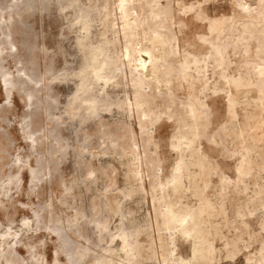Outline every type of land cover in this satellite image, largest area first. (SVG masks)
<instances>
[{"label": "rangeland", "instance_id": "obj_1", "mask_svg": "<svg viewBox=\"0 0 264 264\" xmlns=\"http://www.w3.org/2000/svg\"><path fill=\"white\" fill-rule=\"evenodd\" d=\"M158 1L189 70L152 83L146 117L119 0H0V264H264V0ZM168 203L206 206L203 238L166 223Z\"/></svg>", "mask_w": 264, "mask_h": 264}, {"label": "bare ground", "instance_id": "obj_2", "mask_svg": "<svg viewBox=\"0 0 264 264\" xmlns=\"http://www.w3.org/2000/svg\"><path fill=\"white\" fill-rule=\"evenodd\" d=\"M135 1H138V0H119V8L118 10L120 9L121 10V19L123 21V30H124V33L126 35V37L128 38L127 41H129V45H126V52L124 54L125 58H126V63H127V66L129 68V72H130V75H131V79H132V82H133V86L135 88V107L134 109L138 108L139 109H142V115L143 116H150L149 115V112L153 109H151V106L152 104L154 103V100H155V92L152 88V83L155 81L156 82V85H157V88H160L161 84L163 81H165V76L171 74L172 72H174L175 70H178L179 72H183L185 75L187 74V69H188V63L187 61H181L180 62V65H179V68H177L178 64L176 63V57L177 55L179 54V51H178V48L177 46L175 45V37L173 35H170L168 33H164L162 32V28L164 27V23L163 22H166L165 21H162V17L163 15H165V17L168 15V11L165 9L163 10L160 5H159V1L158 0H153L151 2L148 1L146 2L147 3V9H148V13L147 15L143 16V11L144 10V6H141L139 7V9L135 6ZM141 0H139L138 2H140ZM247 3V2H246ZM245 4V3H244ZM243 4V5H244ZM163 6V5H162ZM247 6H248V3H247ZM165 7V6H164ZM250 7V6H248ZM146 8V7H145ZM247 7L245 6V9ZM252 9V8H250ZM250 11V10H249ZM248 11V12H249ZM253 11V10H252ZM255 11V10H254ZM198 12V11H197ZM246 13V12H245ZM146 14V13H145ZM199 14V13H198ZM205 15V14H204ZM256 15V14H255ZM143 16V17H142ZM206 16V15H205ZM257 17V16H256ZM264 18V17H262ZM208 19V17H207ZM217 20V19H216ZM225 20V19H223ZM253 20V19H252ZM208 21H211L210 19ZM235 21V20H234ZM233 23V22H232ZM145 24H147V28H145ZM225 24V23H224ZM223 24V25H224ZM260 25V24H259ZM258 25V26H259ZM209 26V25H208ZM166 27V26H165ZM164 27V28H165ZM263 27V26H262ZM215 28V26L212 24V29ZM217 28V27H216ZM142 31H141V30ZM139 30L141 31V33L143 32V35L142 37L144 38V40H146L147 42L150 43V46L147 45V43H140L139 41H137V36L139 35ZM217 30V29H216ZM249 30V29H248ZM264 31V28L262 29ZM252 31V30H251ZM261 31V29H260ZM220 32V31H219ZM212 33V32H211ZM200 35V34H199ZM203 36V35H202ZM207 36V35H206ZM260 36V35H259ZM140 37V36H139ZM220 37V36H219ZM231 37V36H230ZM228 38V36H227ZM262 38V37H260ZM134 40H136L134 42ZM143 40V39H142ZM211 40V39H210ZM222 40V39H221ZM231 40V39H230ZM229 40V41H230ZM237 40H240L237 38ZM179 41V40H178ZM246 42V40H244ZM210 42V41H209ZM231 42V41H230ZM235 43V41H234ZM218 44V43H217ZM263 44V43H262ZM186 46V45H185ZM212 46V45H211ZM216 46V45H215ZM214 46V47H215ZM223 46V45H222ZM213 47V46H212ZM213 47V48H214ZM221 47V46H220ZM219 47V48H220ZM217 50L219 49L218 47H216ZM247 48V47H246ZM215 49V48H214ZM223 49V48H222ZM159 50H161V52H159ZM188 50V49H187ZM220 52V50H219ZM225 52V51H224ZM95 53V52H94ZM97 53V52H96ZM205 53V52H204ZM227 53V52H226ZM97 55V54H96ZM119 56V55H118ZM192 56V55H191ZM147 57V58H146ZM186 58V57H185ZM97 59V58H96ZM120 60V59H119ZM219 60V58H218ZM197 61H200L197 59ZM260 61V60H259ZM193 62V61H192ZM207 62V61H206ZM256 62V61H255ZM112 64H115L114 62H111ZM204 63V62H203ZM222 63V61L220 62ZM257 63V62H256ZM218 64V63H217ZM205 65V64H204ZM217 66V65H216ZM227 66V65H226ZM116 69H119L118 67L115 66ZM189 70V69H188ZM175 73V72H174ZM189 74V72H188ZM193 74V73H191ZM259 74L262 75L264 77V69H260L259 70ZM173 75V74H171ZM226 75V74H225ZM93 76H95V78L98 80H105L107 82V80L109 79L108 78V75H105L101 72H96ZM183 76V75H182ZM190 76V75H189ZM194 76V75H193ZM88 77V76H87ZM240 78V77H239ZM84 79V78H83ZM185 79H186V76H185ZM198 79V78H197ZM237 80V79H235ZM186 81V80H185ZM189 81V80H187ZM201 81V80H200ZM237 84L239 85V81L237 82ZM151 86V87H150ZM233 86V85H232ZM147 88H149L150 90L147 91ZM241 88V86H240ZM263 91V90H261ZM165 92V91H164ZM163 92V93H164ZM167 95V94H165ZM167 97V96H165ZM169 97V96H168ZM171 97V95H170ZM169 97V98H170ZM201 99V98H200ZM263 99V98H262ZM165 100V99H164ZM167 100V99H166ZM191 100V99H190ZM202 100V99H201ZM84 101L87 102V105H88V108L91 109V108H94L96 107V104H97V99L96 97H86L84 99ZM193 101V100H192ZM204 101V100H203ZM237 102V101H236ZM171 103V102H170ZM167 104V103H166ZM169 104V103H168ZM258 104V103H257ZM156 105V104H155ZM159 105V104H158ZM170 105V104H169ZM173 105V104H172ZM125 106V105H124ZM168 106V105H167ZM174 106V105H173ZM157 109L160 108L158 106H156ZM188 114L190 116V118L193 120V134L197 135L198 134V129H199V126L201 125L200 123V119L202 117V114L204 113H207L205 111V108L207 107L204 103H202L201 101H197V102H190L188 104ZM229 107L231 108V106L229 105ZM132 109V107H131ZM168 110V109H167ZM171 110V108L169 109ZM179 111V109H177ZM208 112L210 109H207ZM235 110V109H234ZM234 110H232V113L234 114L235 112H233ZM157 111V110H155ZM159 111V110H158ZM174 112V111H173ZM152 115L154 112H151ZM156 113V112H155ZM154 113V114H155ZM159 113V112H158ZM171 114V112H167V114ZM141 114V113H140ZM160 114V113H159ZM158 116H161V115H158ZM158 116L156 118H158ZM173 117V116H172ZM182 117V116H180ZM152 118V116H151ZM161 118V117H159ZM206 119V118H205ZM141 120V119H140ZM158 120V119H156ZM160 120V119H159ZM142 123V122H141ZM190 124V123H189ZM147 126V125H146ZM179 137V136H178ZM197 137V136H196ZM191 139V138H190ZM198 140V139H197ZM189 145H187L188 147ZM189 149V148H188ZM192 149V148H191ZM190 149V150H191ZM201 151V150H200ZM246 151V150H245ZM199 152V150H198ZM195 153V152H194ZM247 153V152H245ZM196 155V154H195ZM249 155V153L247 154ZM242 156V154H241ZM244 156V155H243ZM243 156H242V159H243ZM246 156V155H245ZM244 156V158H245ZM203 157V156H202ZM252 157V155H251ZM250 157V158H251ZM198 159V158H197ZM207 160V158H205ZM252 159V158H251ZM202 160V158H201ZM205 160V161H206ZM244 160V159H243ZM198 161V160H197ZM241 163V162H240ZM180 164V163H179ZM181 164H182V161H181ZM200 164V162H199ZM198 164V165H199ZM245 164V163H243ZM197 165V164H196ZM247 165V164H246ZM200 166V165H199ZM251 166V164H250ZM258 167V166H257ZM179 168V167H178ZM202 168V167H201ZM259 168V167H258ZM257 168V169H258ZM248 169V168H247ZM256 169V168H255ZM203 170V169H202ZM208 170V169H207ZM186 171V170H185ZM240 171H243V170H240ZM251 171L248 170L247 173ZM254 171V170H253ZM246 172V171H245ZM258 172V170H257ZM238 173H239V170H238ZM246 174V173H245ZM261 174V173H260ZM239 175L241 176L242 174L239 173ZM247 175V174H246ZM249 175V174H248ZM247 175V176H248ZM180 176V175H179ZM177 177L175 179L177 180H182L180 179V177ZM244 176V175H243ZM174 177V176H173ZM246 177V176H245ZM249 177V176H248ZM178 181V182H179ZM183 181V180H182ZM195 181V180H194ZM243 182V181H242ZM246 182H247V179H246ZM175 184V183H174ZM173 184V185H174ZM247 184V183H246ZM245 186V185H244ZM162 187V185H161ZM164 187V186H163ZM169 187V186H168ZM167 188V187H166ZM164 188V189H166ZM248 188V187H247ZM163 189V191H165ZM174 189V188H173ZM177 190V189H176ZM166 192V191H165ZM202 192V191H201ZM200 192V193H201ZM258 193V192H257ZM203 194V193H202ZM258 200V199H257ZM158 201V200H157ZM178 203V202H177ZM169 204V203H168ZM260 205V204H259ZM180 207V205H179ZM262 207V206H261ZM259 207V208H261ZM173 206H169L166 207L165 211L163 212V215L165 218L164 221H166V223L168 224H178L180 227H181V231H183L184 233H192L194 232L195 234L198 233V234H202L203 233V229H202V225H204V219L202 218V215L203 213L206 211V206H202L198 209V211L196 212H191L189 213V216L188 214L186 215H181L180 213L176 212L174 209ZM247 208V207H246ZM178 209V208H177ZM249 209V208H248ZM262 209H264L262 207ZM183 210V209H182ZM241 210V209H240ZM251 210V209H250ZM255 211L257 209H254ZM160 211V210H159ZM181 210H179L180 212ZM241 212V211H240ZM245 213V212H244ZM249 214V213H248ZM247 214V215H248ZM253 214V213H252ZM239 215V214H238ZM207 217V216H206ZM209 217V216H208ZM207 217V218H208ZM211 217V216H210ZM209 217V218H210ZM240 217V216H239ZM249 217V216H248ZM161 218V219H163ZM247 218V217H246ZM260 218V217H259ZM262 218V217H261ZM213 219H215V216L213 217ZM209 220V219H207ZM235 220V219H234ZM211 221V220H209ZM208 221V222H209ZM207 222V221H206ZM164 223V222H163ZM240 223V222H239ZM165 224V223H164ZM208 225V223H206ZM216 224V223H214ZM241 224V223H240ZM244 224V222H243ZM166 225V224H165ZM171 225V226H172ZM212 226V224H210ZM217 226L219 224H216ZM248 225V224H247ZM169 226V225H167ZM205 226V225H204ZM243 226V225H242ZM263 226V225H262ZM165 227V226H164ZM207 227V226H205ZM248 227V226H247ZM261 227V226H260ZM172 228V227H171ZM170 228V229H171ZM240 228V227H239ZM245 228V227H244ZM174 228H172L173 230ZM179 229V228H178ZM177 229V230H178ZM211 229V228H210ZM214 229V227L212 228ZM169 230V229H168ZM171 230V232L173 233V231ZM208 230V229H207ZM206 230V231H207ZM247 230V229H246ZM250 228L248 229V232H249ZM264 230V229H263ZM208 232V231H207ZM206 232V233H207ZM214 232V231H213ZM212 232V233H213ZM172 233L170 234L172 236ZM205 233V231H204ZM168 234V235H169ZM194 234V235H195ZM216 234V232H215ZM169 235V236H170ZM177 234H175L176 236ZM179 235V234H178ZM185 235V234H184ZM199 235V236H200ZM204 235V234H203ZM208 235H211L208 233ZM221 235V233H220ZM249 235V233H248ZM261 235V234H260ZM168 236V237H169ZM174 236V234H173ZM213 236V235H212ZM216 236V235H215ZM240 236V235H239ZM238 236V237H239ZM127 237V236H126ZM162 237V236H161ZM190 237V236H189ZM202 237V235L200 236ZM205 237V235H204ZM218 237V236H217ZM220 238L222 237L219 236ZM225 237V236H224ZM250 237V236H249ZM172 238V237H171ZM188 238V237H187ZM196 238V237H195ZM203 238V237H202ZM215 238V237H214ZM213 238V239H214ZM241 238V237H240ZM223 239V238H222ZM123 240V239H122ZM126 238H124V241L122 242L124 244V242L126 243ZM202 240V239H201ZM198 239V241H201ZM233 240V239H232ZM194 241V240H193ZM193 241L191 243H193ZM197 242V240H195ZM194 241V242H195ZM223 241V240H222ZM226 241V240H224ZM242 241V240H241ZM244 241V240H243ZM261 241V240H260ZM264 241V240H263ZM262 241V242H263ZM185 242H187L185 240ZM204 242V246L203 248H201L198 252L200 254V259L201 258H204L203 261H205V259L208 257H210L209 253L213 250V244L209 241H207V239L203 240ZM171 243V242H170ZM199 242H197V245H198ZM244 243V242H243ZM264 243V242H263ZM122 244V246H123ZM202 244V243H201ZM225 244L229 245L227 242L225 243L224 242V246ZM245 244V243H244ZM126 245V244H125ZM226 245V246H227ZM231 245V244H230ZM235 245V244H233ZM172 246V245H171ZM225 246V247H226ZM237 246V245H236ZM124 247V246H123ZM192 247V246H191ZM197 247V246H196ZM195 247V248H196ZM230 247V246H229ZM229 247L227 246L226 249ZM231 247H234L231 245ZM247 247V246H246ZM125 248V247H124ZM127 248V247H126ZM171 248V247H170ZM177 248V247H176ZM194 248V249H195ZM260 248V247H259ZM123 249V248H122ZM193 249V250H194ZM197 249V248H196ZM235 249V247H234ZM239 249V248H238ZM261 249V248H260ZM171 250V249H170ZM191 250V251H193ZM216 250V249H215ZM214 250V251H215ZM264 251V245L262 247V249ZM113 250H111L112 252ZM126 251V250H124ZM197 251V250H196ZM217 251V250H216ZM215 251V252H216ZM232 252V250H229ZM228 251V252H229ZM235 251H238V250H235ZM233 250V252H235ZM127 252V251H126ZM138 252V251H137ZM213 252V251H212ZM211 253L212 254V257L214 254L216 253ZM123 253V252H122ZM171 253V252H170ZM193 253V252H192ZM191 253V254H192ZM114 254V253H113ZM131 254V253H130ZM138 254V253H137ZM154 254V253H153ZM197 254V253H196ZM252 254V253H251ZM258 254V253H257ZM264 254V253H263ZM120 255V254H119ZM194 255V254H193ZM230 255V254H229ZM235 255V254H234ZM262 255V253H261ZM6 256V254H5ZM130 256V255H129ZM198 256V255H197ZM258 256V255H257ZM164 257V256H163ZM194 257V256H193ZM264 257V255H263ZM192 258V257H191ZM195 258V257H194ZM262 258V257H261ZM6 259V258H5ZM135 259V258H133ZM193 259V258H192ZM215 259V258H214ZM8 260V259H7ZM129 260V259H128ZM166 260V259H165ZM191 261V259H188ZM199 260V259H198ZM210 259L208 258V261ZM252 260V259H251ZM121 261H124L121 259ZM136 261V260H135ZM168 261V260H166ZM177 261V260H176ZM201 261V260H200ZM214 261V260H213ZM261 261V260H260ZM165 262V261H164ZM178 262V261H177ZM193 262V261H192ZM199 262V261H198ZM202 262V261H201ZM210 262V261H209ZM208 262V263H209ZM121 263V262H120ZM123 263V262H122ZM129 263V262H128ZM134 263H137V262H134ZM166 263V262H165ZM186 263V262H185ZM196 263V262H195ZM200 263V262H199ZM206 263V262H205ZM256 263V262H255ZM102 264V262H101ZM108 264V263H107ZM111 264V263H110ZM124 264V263H123ZM132 264V263H130ZM183 264V262H182ZM191 264V262H190ZM204 264V263H203Z\"/></svg>", "mask_w": 264, "mask_h": 264}]
</instances>
